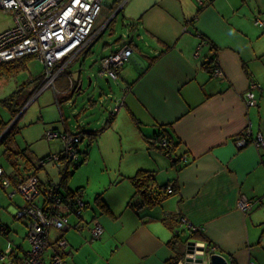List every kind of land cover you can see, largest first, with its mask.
Wrapping results in <instances>:
<instances>
[{
  "label": "crops",
  "instance_id": "obj_1",
  "mask_svg": "<svg viewBox=\"0 0 264 264\" xmlns=\"http://www.w3.org/2000/svg\"><path fill=\"white\" fill-rule=\"evenodd\" d=\"M204 1L105 0L101 13L109 10L106 28L122 14L130 34L154 44L146 51L132 38L109 52L126 43L133 48L124 65L129 66L124 75L133 82L120 81L126 83L117 97L122 105L103 132L128 131L142 153L120 177L106 181H110L106 184L111 192L102 197L97 190V207L86 200L83 220L73 217L72 224L70 218L72 227L64 234L68 247L61 251L66 264H182L188 242L216 248L215 255L228 264H264V144H238L250 130L253 139L260 136L264 143V0ZM90 45L73 60L79 61L74 80L70 72L72 79L61 76L56 86L74 85L75 96L83 91L85 61L80 56L86 52L88 58ZM215 67L220 68L221 76H215ZM119 79L120 73L117 84H121ZM251 84L257 85L254 107L245 101ZM54 92L56 97L57 88ZM46 129V133L54 130ZM66 129L70 130L67 123ZM162 130L175 145L177 163L161 149ZM86 137L81 148L87 142L91 147L97 143L98 139ZM21 161L17 162L22 167ZM142 170L152 172L151 190L162 192L164 198L153 207L138 209L133 205L143 199L136 194L131 178ZM47 177L51 179L48 173ZM169 185L174 192L165 195L163 188ZM79 188L77 195L84 200V190ZM242 197L254 202L252 211L238 209ZM7 208L14 216L17 207ZM176 216L185 218L202 235L185 233L187 241H183L180 233L186 227L179 224L176 229L180 230L172 231L166 226L165 219ZM97 223L104 229L101 240H94L91 234ZM48 250L50 256L52 246Z\"/></svg>",
  "mask_w": 264,
  "mask_h": 264
},
{
  "label": "built area",
  "instance_id": "obj_2",
  "mask_svg": "<svg viewBox=\"0 0 264 264\" xmlns=\"http://www.w3.org/2000/svg\"><path fill=\"white\" fill-rule=\"evenodd\" d=\"M105 0H0V11L13 15V26L0 33V64L19 60L26 57H34L45 67V76L38 92L41 94L48 88H54L59 77L64 76V71L76 58V56L96 37L95 27ZM203 4L204 0H199ZM256 25L263 26L260 21ZM102 30V29H101ZM133 55V48L126 44L103 57L100 62L98 76L110 79H118V71L129 61ZM215 76H221L222 71L215 67ZM257 85L251 84L246 93L247 105L254 107V90ZM122 105V103H120ZM119 103L114 111L118 110ZM111 113V114H112ZM252 131H248L244 139L239 140V146L245 147L250 142L256 147H262L263 140L260 136L253 139ZM48 139L58 138L53 131L46 133ZM65 148L61 154L49 156L48 161H58L64 157L65 161L76 158L75 146L79 145L81 137L73 133L64 132L61 135ZM161 145L167 146L166 139L161 140ZM46 163L41 162L44 166ZM4 169L0 166V176ZM36 177L16 185L10 193V197L20 193L24 198V204L14 209V218L27 221V241L30 249L20 254L21 249L12 247L3 252L0 250V263L6 264H66L61 251L68 247L64 237L65 231L71 228L70 217L80 216L86 209V203L79 196L62 200L60 197L48 196L41 200L40 184ZM4 187H9L10 180L4 179ZM169 186L168 193L173 191ZM56 191V188H53ZM238 209L250 212L252 203L247 198H239ZM181 225L191 229L192 226L183 218ZM100 224H94L91 228L92 238L101 240L104 230ZM2 230H5L3 227ZM194 230H196L194 228ZM55 232L54 238H51ZM52 246V254L47 252ZM193 252L186 256L182 264H209V260L216 253V248H208L205 243L195 242ZM200 259V260H199ZM248 264H254L249 262Z\"/></svg>",
  "mask_w": 264,
  "mask_h": 264
},
{
  "label": "rangeland",
  "instance_id": "obj_3",
  "mask_svg": "<svg viewBox=\"0 0 264 264\" xmlns=\"http://www.w3.org/2000/svg\"><path fill=\"white\" fill-rule=\"evenodd\" d=\"M106 15H109V10L104 9L98 21H96L99 23L97 24V35L90 42L89 47L92 53L88 58L85 54L80 58L83 62L85 61L83 63V71L85 72L82 77L85 84L83 91L79 95H74L70 102H62L58 105L56 97H54L53 87L38 94L43 85L36 79L41 75V72H45V67L35 59L27 63V70L0 79V122L4 121L9 124L22 113L18 122H16V126L20 130L15 134L16 142L18 143L17 147L21 150L24 147L28 148L26 153L31 159L34 158L37 161L36 158L57 154L61 151L63 148L62 142L57 139H48L44 134L47 131L46 127L50 126L55 129V123L59 132L64 131L65 123L72 131L79 124L90 129H103L105 118H108L114 111L115 105L122 101V99L117 101L119 92H122V89L126 87V83L131 85L133 81L132 77L124 75L129 71V66H127L120 68L118 71V74L120 73L118 82L125 78V84L121 82V84H117L115 82L117 80L113 79H110L107 83L105 78L98 76L101 68V57L108 56L117 43L121 44L130 41L132 38L135 43L139 44L140 47H144L146 51H150L151 47L154 46L149 39L139 40V38H135L134 34H130L126 22L123 21L124 16L122 14L116 18L111 26L106 28L104 25ZM12 24L13 15L9 12L0 11V33L11 28ZM125 37H129V39ZM78 63L79 61L73 62L69 67L68 72L72 73L73 80L74 73L79 70ZM131 73L130 70L129 74ZM88 76L93 80L91 88L88 87ZM56 88L58 91L62 90L59 84ZM123 90L125 91V89ZM15 93H17V96L9 99ZM108 94H111L110 97L105 99ZM58 96L61 99L62 96ZM93 100L96 102L95 104H91ZM22 103L24 105L21 107ZM10 108L16 111L19 110L17 116L13 115L11 112L13 110L10 111ZM119 108L120 104L116 112L119 111ZM123 117L124 115H121L120 118ZM128 126L123 124V127ZM121 130L122 134L117 130H111L109 134H105L103 131L100 132L101 134L96 137V140L98 139L97 143H93L92 147L90 146L91 149L89 147V160L86 165H81L77 170L73 167L70 168L72 176L67 180L69 187L75 190L82 187L83 193H85L83 201L85 203L88 201L91 206L97 207V197L95 198L97 190L100 189L99 192H102L100 195L102 197L111 192L109 184H106L110 182H106L108 179L113 180L120 177L121 172L123 173L129 168L127 167L129 162L134 161V159H141L142 147L136 140L132 139L133 135L131 133L129 134L124 129ZM87 143L82 146L83 150H85ZM5 149V147L0 146V164L6 170L5 172L10 173L13 168L7 160V156L4 155ZM63 168L64 165L49 164L39 172V176L45 180L48 173L54 182H58L64 172ZM7 191L12 192L13 188ZM7 191L5 192L0 187V224L6 225L9 229L6 235L0 233V250L5 252L8 247H13V249L21 247L24 251H28L30 248L29 241L26 239L28 222L16 220L7 208L12 205L14 208L22 206L24 204L23 198L20 193L15 194L14 203H12V200L7 196ZM73 217L75 218V216L70 217L72 224L74 222ZM181 236L183 241H187L183 238L186 237L185 233H181ZM20 254H22V251ZM6 263L7 260L5 263L0 264Z\"/></svg>",
  "mask_w": 264,
  "mask_h": 264
},
{
  "label": "trees",
  "instance_id": "obj_4",
  "mask_svg": "<svg viewBox=\"0 0 264 264\" xmlns=\"http://www.w3.org/2000/svg\"><path fill=\"white\" fill-rule=\"evenodd\" d=\"M84 54H86V52ZM82 56H80V57H82ZM33 59H35V58L34 57H26V58H22V59H19V60L4 62V63L0 64V77H4V76L8 77V76L14 75V74L19 73V72L21 73V71L27 70V63L30 62ZM73 62L74 61H72L71 64ZM71 64L67 67V69L64 71V74H63V75H69V76H66V77H69V78H71L70 77V72H68L69 71V67L71 66ZM209 68L210 67L208 66V70H209ZM211 73H213L212 68H211ZM44 76H45L44 72H41V75L39 77H37L36 80H39L42 83ZM69 78L67 80L69 82H71ZM106 82H107V79H106ZM66 84H67V86L62 87L61 91L57 90V92H56L57 93L56 100H57L58 104H62V102H68V101L70 102L71 99L73 98L74 93L76 92V88L74 89V85L71 86L70 83H66ZM79 85H80V82H79ZM55 86H56V83H55ZM58 95L62 96L61 99L59 98ZM16 96H17V93L13 94L9 99H13ZM23 105H24V103H22L20 106L22 107ZM11 110H13V109L10 108V111ZM11 112L15 116L17 113H19V110H17V111L13 110ZM116 113H112V115L109 118L107 124L103 127V129L98 130V131L92 130V129L90 130V128H87L86 126H81L80 124L77 125L73 131L69 130V129H66L63 132H59V130H56V129L50 130V131H53L54 133H57L59 135L58 138H56V139L60 140L62 142V145H63V148L57 154H59V153L61 154V152L65 148L64 142L61 139V135L64 134V132L73 133V134H75L77 136H80L81 137L80 143H82V141L87 138L86 135H88L89 138L94 140L100 134V132H102L103 130H105L109 126V124L111 123L112 118L116 115ZM10 124L11 123L8 124L7 122L6 123L5 122L0 123V134H2L4 132V130ZM16 125H17V123L14 125L13 129L10 130L9 134H7L6 138L1 142V145H0V146H3V147L6 148L5 151H4V155L7 156V160L12 165V168L14 169L13 171H15V172L13 173V175H8L6 172H4L5 171L4 170L3 171L4 172L3 176H0V187L5 192L8 189H11V188H13V190H14V188L16 187L17 184H19L21 182H24V181L28 180L31 177H36L39 180L38 183L40 184V191H41L40 195H43V196H41V200H44L45 198L47 200L48 196H50V195L53 196V198L54 197H60L64 201L66 199H69V198L77 197L78 196L77 193L80 192L81 188L76 189V190L70 188L68 183H67V180L72 176V172H71V169H70L71 167H73V169L77 170V168H79L81 165H84V164L86 165V163L88 162V160H89L88 149H89L90 145L88 144L85 147V150H83L81 148V144L78 143L79 145L75 146V155L74 156L76 158H74L70 162L69 161L66 162L64 157H62V156L60 157V159L58 161H48L49 156H51L53 154H51L49 156L47 155L45 157H40V158L36 159L37 161H35L34 159H31L28 156V154L26 153V150L28 148L25 147V150L24 149L21 150V149L17 148V144L18 143L16 142V135L15 134L20 132V130L17 128ZM160 133L161 134H160L159 137L161 138V140L166 139V141L168 142L167 146L163 147L161 145L162 141L159 140L161 149H163L165 151L164 153H166V156L168 158H171L174 163H177L178 158L176 157V159H175L174 156H173L174 155L173 151H175V145H171L172 143L169 141V138H167V136H166L167 134H165V131L162 130V131H160ZM85 141H88V139L85 140ZM90 141L91 140H89V142ZM13 144L15 145L14 147H16L18 150L13 149L11 147ZM20 160H22L21 162L24 163V165L22 167L19 166V164L17 162V161H20ZM41 162H45L46 164L44 166H42ZM49 164L64 165V168H63L64 172L61 174L60 181L54 182V180L49 179L48 177L45 180L40 178L39 172L42 169L46 168V166L49 165ZM21 170L24 173H22ZM153 176L154 175L152 174V172L143 171L142 170V171H139L136 174L135 178L134 177L131 178L132 183H133V185L135 187L136 194L140 193L141 197L143 199L142 202H140V204L133 205L134 207H137L138 209L142 208L143 206H145V207L146 206L147 207H153V206L157 205L160 202V200H162L164 198L162 192H157V191L155 192V191L151 190L152 187H153L151 185L152 182H153V178H152ZM4 179H9L10 180V184L11 185L9 187H4V185L2 184ZM169 186H171V185H169ZM169 186H165L163 188L164 190H166L165 191V195L166 194L169 195V194L174 192V189H173V191L171 193H168ZM171 187H173V186H171ZM53 188H56V191H54ZM10 193L11 192L7 191V196L11 200L15 196L14 197H10L9 196ZM79 197H81V196H79ZM22 198H23V196H22ZM248 200L252 203V209H253L254 205H255L254 202L252 200H250V199H248ZM23 202H25L24 198H23ZM85 205H86V208H87V202H86ZM19 207H21V206H19ZM252 209H251V211H252ZM82 216H83V214L80 217L82 218ZM180 221H181V217H179V216L170 217V218L165 219V222L167 223L166 226H168V228L171 229L172 231L178 230L176 228L179 227L178 226L179 224H181ZM70 225L72 227V224H70ZM2 227L5 230H2L1 229ZM183 230H181L182 233H188L189 236H191V237L202 235L199 232L200 229L192 230V229H188V228L186 229L185 228ZM7 232H9L8 227L6 225H4V224H0V233L3 234V235H6ZM16 249H20V248H14V250H16Z\"/></svg>",
  "mask_w": 264,
  "mask_h": 264
},
{
  "label": "water",
  "instance_id": "obj_5",
  "mask_svg": "<svg viewBox=\"0 0 264 264\" xmlns=\"http://www.w3.org/2000/svg\"><path fill=\"white\" fill-rule=\"evenodd\" d=\"M91 82H93L92 78L88 77L87 83H88L89 88L92 86ZM21 116H22V114H20L14 121H12L11 124L4 130V132L2 134H0L1 135L0 145H1V142L6 138L7 134H9L10 130L13 129L14 125L16 124V122H18V120L20 119ZM194 244H195V242H188V245H187L188 254L193 252ZM210 261H211V264H228V262L225 260V258L223 259V257L220 255H213Z\"/></svg>",
  "mask_w": 264,
  "mask_h": 264
},
{
  "label": "bare ground",
  "instance_id": "obj_6",
  "mask_svg": "<svg viewBox=\"0 0 264 264\" xmlns=\"http://www.w3.org/2000/svg\"><path fill=\"white\" fill-rule=\"evenodd\" d=\"M102 228V227H101ZM104 230V229H103ZM104 233V232H103Z\"/></svg>",
  "mask_w": 264,
  "mask_h": 264
}]
</instances>
